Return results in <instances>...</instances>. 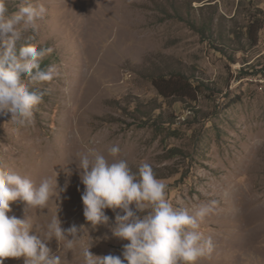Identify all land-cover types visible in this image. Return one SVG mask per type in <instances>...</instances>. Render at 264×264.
Returning <instances> with one entry per match:
<instances>
[{
    "label": "rangeland",
    "instance_id": "obj_1",
    "mask_svg": "<svg viewBox=\"0 0 264 264\" xmlns=\"http://www.w3.org/2000/svg\"><path fill=\"white\" fill-rule=\"evenodd\" d=\"M20 2L7 0L9 12ZM41 2L46 13L19 44L51 47L45 60L59 75L34 86L46 95L32 124L0 114V163L37 185L68 186L43 210L17 200L8 215L83 228L73 249L49 244L63 264H84L91 243L97 256L121 255L129 241L112 228L123 213L106 209L109 223L92 226L77 167L88 149L119 145L133 172L153 167L174 207L217 201L200 227L214 250L198 264H264V0ZM178 73L198 86L196 101L159 95L154 81Z\"/></svg>",
    "mask_w": 264,
    "mask_h": 264
},
{
    "label": "clouds",
    "instance_id": "obj_2",
    "mask_svg": "<svg viewBox=\"0 0 264 264\" xmlns=\"http://www.w3.org/2000/svg\"><path fill=\"white\" fill-rule=\"evenodd\" d=\"M46 11L41 0H21L17 10L9 12L7 0H0V114L10 112L11 120L20 126L33 123V109L46 95L34 86L59 75L55 65L41 67L53 52L51 47L19 44L25 32L38 28L37 20ZM107 153L90 148L79 154L84 216L96 226L109 223L106 209L121 210L112 233L129 243L123 245V258L97 256L90 251L91 243L82 249L84 264H198L213 252L211 237H205L200 227L215 212L217 201L201 203L194 210L174 207L168 185L156 177L149 163L133 172L128 161L120 158L119 145L109 147ZM67 174L71 175L69 169ZM57 186V180L54 184L50 178L37 185L0 163V264L9 257L23 258L24 264H63L59 249L53 252L49 247L51 241H63L66 249L81 244L83 228L62 227L58 215L43 229L28 214L24 219L8 215L10 203L17 200L25 202L27 210L47 208ZM67 186H58L59 192Z\"/></svg>",
    "mask_w": 264,
    "mask_h": 264
},
{
    "label": "trees",
    "instance_id": "obj_3",
    "mask_svg": "<svg viewBox=\"0 0 264 264\" xmlns=\"http://www.w3.org/2000/svg\"><path fill=\"white\" fill-rule=\"evenodd\" d=\"M248 29L249 34H251L252 28L249 27ZM48 64H50L49 61L44 59L41 67L44 68ZM154 83L159 95L164 99H169L171 97H189L191 100L196 101L199 94L197 90L198 86H195L191 80L181 73L168 77H159Z\"/></svg>",
    "mask_w": 264,
    "mask_h": 264
},
{
    "label": "bare ground",
    "instance_id": "obj_4",
    "mask_svg": "<svg viewBox=\"0 0 264 264\" xmlns=\"http://www.w3.org/2000/svg\"><path fill=\"white\" fill-rule=\"evenodd\" d=\"M28 214V213H27ZM24 217V216H23ZM23 217H22V219H23ZM70 252V251H69Z\"/></svg>",
    "mask_w": 264,
    "mask_h": 264
}]
</instances>
